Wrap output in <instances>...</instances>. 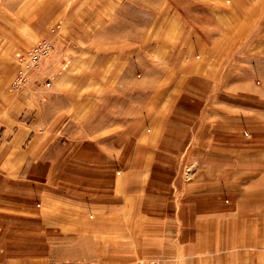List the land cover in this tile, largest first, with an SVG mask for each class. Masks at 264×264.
Here are the masks:
<instances>
[{"label":"rangeland","instance_id":"1","mask_svg":"<svg viewBox=\"0 0 264 264\" xmlns=\"http://www.w3.org/2000/svg\"><path fill=\"white\" fill-rule=\"evenodd\" d=\"M28 1L0 0V264H194L197 213L226 222L195 248L243 239L228 220L264 217V0ZM244 232L263 248L215 264H264Z\"/></svg>","mask_w":264,"mask_h":264},{"label":"crops","instance_id":"2","mask_svg":"<svg viewBox=\"0 0 264 264\" xmlns=\"http://www.w3.org/2000/svg\"><path fill=\"white\" fill-rule=\"evenodd\" d=\"M116 1V0H115ZM119 1V0H118ZM29 2V3H28ZM25 5H29V6H31L32 5V7H30L28 10H30V9H32L33 8V6H34V4H35V1H33V0H30V1H28ZM44 3H41V5H43ZM25 5H23V10L24 11H28V10H26L25 8H24V6ZM46 8L47 7H45L44 9H43V14H44V10H46ZM40 11V10H39ZM19 14H20V12H19ZM37 15H38V18H39V12L37 13ZM32 16V15H31ZM57 52H58V49H57V47H56V49H55V52H54V54H53V56L54 55H56L57 54ZM52 56V57H53ZM44 74H42V76H43ZM40 81H42V80H40ZM40 87H44V84H43V82H41L40 83ZM52 87V86H51ZM55 88V87H54ZM51 92H56V90H54L53 88L51 89ZM54 100V99H53ZM55 101L56 100H54L53 102H52V104H55ZM61 101V100H60ZM18 116H20V115H16V117H15V119H18L19 117ZM4 118V117H3ZM11 121H9L8 119H4V122L5 123H8L9 122V124H13V122H14V120H12V119H10ZM4 134L5 135H7V140H13L14 141V143H13V145L15 146V147H18V148H20V147H22V145H23V143H22V145L20 144V142L17 140V139H15L14 138V136H15V134H13V133H11V132H9V131H5L4 132ZM16 135H20L19 133H17ZM21 145V146H20ZM17 148V149H18ZM19 167H16L15 168V170L16 171H18V170H21V168H19ZM6 170H10L11 171V167H6ZM16 192V191H15ZM16 195V194H15ZM18 195V194H17ZM242 214H246L245 213V210H243L242 211ZM242 214L241 215H239L237 218H234V219H229L228 221L229 222H232L233 224H234V232L233 233H235L236 232V230L238 229V232H236V234L234 235V236H244V238L242 239V237H239V238H237V239H235V240H229V241H231V243H232V245H225V240H223V248H226V249H228V248H230V249H232L233 247H235V246H241V245H243V247L241 246V247H239V248H241V249H239L240 251H246V249H245V247H248V245H249V243L250 244H254V245H256V248L257 249H262L263 247L261 246V244L263 245V242L262 241H247L246 239H245V234H246V232H244L247 228H249V226L250 227H255V226H260L261 228H263L264 229V217H263V213H262V210H257L256 212H254V213H251L250 215H248V216H253L254 218L253 219H255V222L254 223H250V225H248V222L246 221V220H244V221H241V217H242ZM173 218V219H177V218H174V217H172V216H167V219L168 218ZM201 217H202V219H201ZM228 217V216H227ZM196 220H195V222H193V217H191V216H189L188 217V220L191 222L188 226L189 227H187V229H190V233H188V235L190 236V237H192V238H194V240H193V243H194V246H183L182 245V248H181V250H182V252H180L179 253V255H180V258H182V257H184V255H185V257H187V259L188 260H185L186 262H188V263H194V264H198L199 262L200 263H203V264H205L204 262H206V263H208L209 261H211L212 263L211 264H215V258H214V254L217 252V251H220L221 249L223 250V248H217V247H214V244L213 243H210V242H208V244H211V246H207V249H205V248H203V249H200V248H195L196 246H200L199 244H198V242H200V240H199V238H198V234H199V232L203 235V234H208L211 230H214L215 231V226H214V224H215V219H218V220H220V221H222L220 218H217L214 214L213 215H210V214H206V213H197V215H196V218H195ZM197 221V222H196ZM193 222V223H192ZM223 222V224L226 222V221H222ZM166 226H168V224H166ZM214 226V227H213ZM213 231V232H214ZM200 237V236H199ZM180 243V244H183V240L182 241H177V243ZM201 242H203V239H202V241ZM184 247H185V249H184ZM184 252H185V254H184ZM243 260L244 261H242V260H239V262H236V261H233V262H231L230 264H247V261H246V259L243 257ZM210 264V263H209Z\"/></svg>","mask_w":264,"mask_h":264},{"label":"built area","instance_id":"3","mask_svg":"<svg viewBox=\"0 0 264 264\" xmlns=\"http://www.w3.org/2000/svg\"><path fill=\"white\" fill-rule=\"evenodd\" d=\"M50 51H51V46L47 42H43L40 45L33 48L27 54L19 56V60L22 63V67L20 68L17 77L13 83V87L15 89H17V87H19L21 83L27 81L29 72L36 69L38 67V63L41 60V58L48 55Z\"/></svg>","mask_w":264,"mask_h":264},{"label":"bare ground","instance_id":"4","mask_svg":"<svg viewBox=\"0 0 264 264\" xmlns=\"http://www.w3.org/2000/svg\"><path fill=\"white\" fill-rule=\"evenodd\" d=\"M26 54H27V53H26ZM22 55H24V54H22ZM41 59H42V58H41ZM232 237H233V236H232ZM234 240H235V239H234ZM216 243H217V241L215 240V246H216ZM229 243L232 244L231 241H229Z\"/></svg>","mask_w":264,"mask_h":264}]
</instances>
